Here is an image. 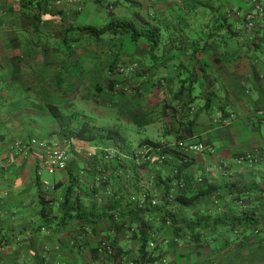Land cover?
Instances as JSON below:
<instances>
[{
    "label": "crops",
    "instance_id": "1",
    "mask_svg": "<svg viewBox=\"0 0 264 264\" xmlns=\"http://www.w3.org/2000/svg\"><path fill=\"white\" fill-rule=\"evenodd\" d=\"M132 1L139 6L0 0V264H264V164L237 163L249 152L264 158V18L249 31L241 17L256 2L264 8V0ZM112 18L133 19L142 29L146 21L159 42L150 51L140 39L129 54L115 50L118 35L96 39L78 30ZM133 62L147 81L133 94H114L108 83L121 78L115 67ZM79 99L116 111L126 124L148 117L154 132L132 142L104 126L125 141L124 157L106 166L100 149L111 143L68 140L48 111L53 105L73 116V127H102L63 112ZM182 132L185 141L205 146L188 165L171 156L163 165L125 158L145 139L173 141ZM29 138L69 143L66 170L39 171L35 149L14 148ZM176 166L187 196L204 193L191 208L168 201L177 192L169 182ZM144 187L159 192L151 213L137 208ZM166 211L171 220L164 223ZM143 226L159 245L151 263L138 258ZM103 241L127 255L92 256Z\"/></svg>",
    "mask_w": 264,
    "mask_h": 264
},
{
    "label": "built area",
    "instance_id": "2",
    "mask_svg": "<svg viewBox=\"0 0 264 264\" xmlns=\"http://www.w3.org/2000/svg\"><path fill=\"white\" fill-rule=\"evenodd\" d=\"M59 1L55 2V5H58ZM264 18V8L263 6L256 2L254 7L246 13L245 16V27L247 30H253L260 21ZM139 69V64L137 62L131 63L129 66L116 67L115 73L121 76H132ZM142 80L146 79V76L141 78ZM261 79V87L264 92V73L260 77ZM139 86V82L133 84L131 82L124 83H116L113 86L114 94H131L134 90ZM14 148L26 151L29 149H35L38 153V162L37 167L39 171H64L67 168L68 160H69V152H70V144L65 143L64 146L56 147L50 146L45 142L36 140L35 138H31L27 141L18 140L14 143ZM171 149L179 152V164L181 166L188 165L195 156H199L204 154L205 146L202 142L195 141H185V140H173V141H164L160 140L158 142L157 147H148L141 146L137 147L134 151L131 152L129 157H125L126 159H130L134 163L138 165L143 164H155V165H163L168 162L169 155L164 153V150ZM104 163L107 166L109 162L115 158L116 156L124 157L120 155V150L117 146L105 147L102 148ZM88 156H91V153H88ZM242 162H252L258 163L261 162L264 164V158L259 156L258 153H246L240 156L237 159V163ZM171 175H177V168L174 167L171 170ZM107 178L105 172L99 177L100 182H104ZM176 188L183 187V181L174 183ZM159 192L155 189H149L148 187H144L142 192L139 194V201L137 208L143 209L145 206L149 205L150 207H156L158 205ZM175 196L170 194L168 197V201L174 202ZM100 251H106L108 253L112 252V247L107 241H103L99 245ZM158 249L159 245L155 240H149L147 242V251L149 252L150 259L158 258Z\"/></svg>",
    "mask_w": 264,
    "mask_h": 264
},
{
    "label": "trees",
    "instance_id": "3",
    "mask_svg": "<svg viewBox=\"0 0 264 264\" xmlns=\"http://www.w3.org/2000/svg\"><path fill=\"white\" fill-rule=\"evenodd\" d=\"M25 6H28L31 4L32 0H22ZM129 2H131L132 4L139 6V3L134 2L132 0H129ZM109 6L111 5H106L107 8H109ZM245 16L246 13H244L241 17L242 20L244 21V24L246 23L245 21ZM140 18L139 17V13H135L134 14V18ZM145 21V20H143ZM145 25H146V29H142V28H138L136 26V23L133 19H111L107 24H105L102 27L99 28H95V27H91V26H84V27H80L78 28V30L81 33H85V34H89L91 36H93L96 39H100L103 35L105 34H112L114 36H119V37H124L127 38L132 44H136L140 39H143L149 46L150 51L153 50V48L157 45V43L159 42V34H158V30L156 28H152L148 25V23H146L145 21ZM138 63V62H137ZM131 64V63H130ZM130 64H128L127 66H129ZM119 67V66H117ZM126 67V66H123ZM116 69V67H115ZM142 69L139 66L138 71L135 74H132V76H121L118 75L120 78V80H118L117 82L115 81H110L108 83V87L110 89V91L113 92V86L116 83H124V82H130L131 80L129 78L133 77L134 78V82L138 81L139 82V86L137 87L136 90H134L133 93L137 92L139 87H140V82L142 81H147V76L141 74ZM143 73V72H142ZM145 73V72H144ZM143 76H146L145 80H142L141 78ZM131 93V94H133ZM120 95H127V94H123V93H119ZM48 111L50 113V115L52 116V118L56 121L57 125L61 128V130L63 131V134L66 136V138L68 140H72L75 139L77 141L80 142H84V143H90V144H96V145H103L106 142L111 143L112 146H117L118 149L120 150L119 146L125 142L124 138L120 135L119 131L117 129H110V128H105V127H98V126H94L92 124H90L89 122H84L83 124L77 126V127H73V123H74V117L69 115L66 116L64 115L59 108H57L56 106L50 105L48 108ZM149 123H151V120H149V118H137L134 116V124L140 128L144 125H148ZM183 132L180 135H177L175 140H185L183 139ZM31 139V138H29ZM28 139V140H29ZM27 141V140H26ZM69 141V142H70ZM165 141V140H164ZM158 142L159 141H153L150 139H145L141 142H139L138 147L141 146H148V147H157L158 146ZM102 149V148H101ZM100 149V150H101ZM135 150V149H134ZM133 150V151H134ZM164 153H167L169 156H171L172 158H176L179 159V152H177L176 150H171V149H166L164 150ZM117 157V156H116ZM115 157V158H116ZM130 160V159H128ZM131 161V160H130ZM133 162V161H132ZM177 168V175L175 176H170V180L169 182H179V181H183V187L182 188H177V192H176V196L174 199V204L179 207V208H191L193 207V205L204 195L203 192L192 195V196H187V192H186V184L185 181L183 179H181L180 176V168L179 166H176ZM105 183V181L103 182V184ZM37 188L40 190L41 185L38 184L36 182ZM71 189V187H70ZM69 189V191H70ZM67 192L66 197H68L70 195V192ZM151 208L149 205L145 206L143 209H141V211H143L144 213H151ZM156 211H161L160 208H156ZM171 215L167 213V211L165 212L164 218H163V222L165 223V217H167V219L171 220ZM77 217H79V215H77ZM146 229V230H145ZM150 230H147V228L145 226H143V231L141 232L140 235V245H139V252H138V258L140 259L141 263H151L152 261L156 260V259H150L149 252L147 251V242L150 239ZM111 243H109L112 247V252L108 253L106 251H100L99 248H96L95 250H93L92 256L96 255L97 252L104 254L105 256H107L108 258H122L124 257L125 253L121 252V250L116 249V247H114V241H110Z\"/></svg>",
    "mask_w": 264,
    "mask_h": 264
},
{
    "label": "rangeland",
    "instance_id": "4",
    "mask_svg": "<svg viewBox=\"0 0 264 264\" xmlns=\"http://www.w3.org/2000/svg\"><path fill=\"white\" fill-rule=\"evenodd\" d=\"M118 48L122 49L121 51L127 52L129 54H133L135 50V45L132 44L127 38L122 37L121 41H118L115 50L118 51ZM151 63V61H149ZM82 95L89 97V92L84 89H81ZM78 99V98H77ZM76 107L70 111L63 110L64 113H76L80 115L79 119H82V116L85 119H89L90 122H94L102 127L107 125H114L128 140L135 142L144 137L151 138L152 133L154 132L153 125H144L140 127L141 129H137V127L133 124H126L124 120L120 116L115 113L116 111H112L110 108L105 107L103 105H99L98 107L92 103L93 101L89 100H81L77 101ZM45 176L49 180H53L54 176L47 175L45 172L42 173V176Z\"/></svg>",
    "mask_w": 264,
    "mask_h": 264
}]
</instances>
